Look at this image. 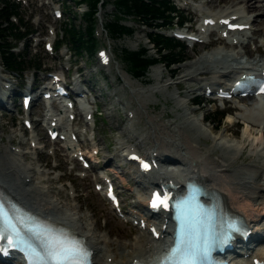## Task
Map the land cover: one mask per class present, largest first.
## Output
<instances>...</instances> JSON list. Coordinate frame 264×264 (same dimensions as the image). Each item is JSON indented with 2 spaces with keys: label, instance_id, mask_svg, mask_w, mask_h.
Wrapping results in <instances>:
<instances>
[{
  "label": "bare ground",
  "instance_id": "bare-ground-1",
  "mask_svg": "<svg viewBox=\"0 0 264 264\" xmlns=\"http://www.w3.org/2000/svg\"><path fill=\"white\" fill-rule=\"evenodd\" d=\"M214 1L225 2L229 4V7L222 12H209L204 19H213L221 27L223 26L221 23L222 18L237 15L238 18H245V23L252 27L254 25L261 26L260 33L264 34V0ZM185 4L189 5L190 2L186 1ZM195 11L198 13L201 9L195 7ZM224 44L227 45L226 42ZM259 51L263 52L261 49ZM206 53L200 54L198 59L192 60L183 67H174L169 70L170 77L179 74L176 81V87L180 90L179 95L171 94L172 97H170L175 101L176 112L162 111L158 114H152L147 110L153 105L157 108V103L153 99L150 100L149 96H145V91L153 90L156 96L158 94L166 95L165 87L161 84L165 78L162 71H154V77L159 82L151 84L148 88L138 87V85H134V80L131 79L130 75L124 76V87L110 93L109 103L106 104V113L111 119L119 115L117 104L123 106V112L127 117L125 120L126 125L122 130L123 137L119 136L116 139L115 151L106 155L105 152L103 153L107 158L104 163H101L100 169L94 167L92 171L96 174H99L100 171L111 173L115 178L119 176V168L122 169V173H130L135 183L140 186L141 192L137 195L135 208L126 211L128 216H132L133 219H145L148 226L157 225L158 222L154 219L156 217H160L159 225L161 227L163 223L168 222V216L163 213L149 217L145 211L148 210L147 193L151 187L150 183L154 186H157V184L159 186L161 184L168 185L167 190L175 193L183 188L187 179L198 180L200 183L219 192L227 207L231 211L242 215L250 227L255 226L251 241L258 239L260 241L259 245H263V247L255 249V247H252L251 242H244L243 244L249 252V258L243 256L238 258L236 262L248 259L252 261L254 257L264 259V234L261 233L262 229L264 230V223H260L264 222V159L261 160L264 158V109L256 105L255 100L257 98L252 94L240 98L245 105V108L241 106L237 108L242 113L240 119L234 120L233 115L228 117L230 122L244 124L243 135L239 139L229 137L227 134L229 129L216 132L217 125L210 128L202 126L201 122L203 119L205 121L208 115H203L201 119L193 115L198 107H189L193 100V97L190 96L191 93L206 91L215 87H228L232 74L240 73L239 67L234 63L237 62L242 51L238 50L237 53L222 52L219 55H206ZM238 62L240 63V61ZM108 64L106 65L111 68V64ZM252 64L257 66L264 64V62H252ZM209 74L212 77H208ZM75 81L78 85V79ZM140 82L144 83L143 80ZM0 85L4 87L12 86L11 93L16 91L14 83L9 79H5L1 72ZM128 86L132 87V92L127 90ZM4 97L0 89V108L6 106ZM166 100L169 102V96L166 97ZM92 114L94 125H97L96 114L94 111ZM5 115V113H2L0 118ZM82 116L81 109L77 108L76 120ZM53 120L54 118H49V123ZM56 121L58 120L56 119ZM89 122L85 124L87 125ZM42 125L44 126L43 123ZM94 125L93 129L95 128ZM38 126L36 124L35 128ZM56 129L61 134H67L64 131V129L67 131L66 127L61 126ZM1 131L3 129H0V187L7 190L17 200L32 208L35 212L66 224L73 231L86 237L95 251L94 264H133L135 260L147 262L161 249L165 239L157 240L153 238L150 232L147 233L141 228L139 235L131 238L130 243H118V246L122 248L121 251L119 247L114 245L113 240L107 239V235L96 232L87 222L78 221L71 217L67 211H63L64 204L59 201V197H56V199L51 198L50 193H53L54 188L46 184L39 168L34 166L33 163H25L21 159L31 151L23 152L13 147L5 150L1 149L3 140ZM39 134V131L37 135L32 134L30 140L37 142L42 138L39 137ZM68 134L69 136L77 134L84 142L79 128H73L68 131ZM37 143L39 144V142ZM92 143L91 149H97L99 141H97L96 132ZM71 144L72 147L76 145L73 144V141L69 146ZM171 147H174L177 151L176 154L179 156L170 152ZM247 147H250L251 155L255 156V160L250 162L241 161ZM132 152H141L148 157H152L150 156L151 153H156L158 154L154 156L156 159L178 162L181 170L178 173H171L165 169H158L142 174L136 167L125 172L122 162L127 163V156ZM116 156L121 158L122 161L118 162L115 159ZM98 158L99 155H94V158L91 157L93 162H99ZM113 162H116V164L113 165ZM131 171L133 172L131 173ZM133 173L135 175H132ZM49 181L52 182L53 179H49ZM161 181L164 182L160 183ZM97 226L100 227L99 224ZM107 230L110 233L118 232L117 226L113 224V218H110ZM163 233L165 236L169 234L168 230ZM128 247L131 250L127 251ZM110 257L112 259L109 260Z\"/></svg>",
  "mask_w": 264,
  "mask_h": 264
},
{
  "label": "rangeland",
  "instance_id": "rangeland-1",
  "mask_svg": "<svg viewBox=\"0 0 264 264\" xmlns=\"http://www.w3.org/2000/svg\"><path fill=\"white\" fill-rule=\"evenodd\" d=\"M64 4L62 6L63 16L58 19L54 16L53 8L57 7L56 4H50L48 1L43 3L41 0H22L20 1V17L23 19L24 23L30 25V27L36 32L32 38H27L25 41V45L20 44L16 49L17 54L22 55L25 59H34L36 58L41 65L40 69L30 68V70L20 73L18 71L5 72L3 62L0 54V71L1 75L5 77H11L14 81V87L16 91H12L16 98V105H10V109L0 108V113H5L6 115L0 118V129H3L1 133L3 134V140L1 142V149L5 150L10 148V146H14L13 148L20 149L23 152L31 151L23 156L21 159L25 163H33L34 166L39 168L42 173L43 179L46 181V184L53 186V193H50L52 199H56V197L61 201L64 206L62 208L63 211H67L71 217H74L78 221L87 222L91 228L96 230L98 233H102L107 235V239L113 240L114 245L119 247L122 251L121 246H118V243H130V239L139 235L140 230L138 227L134 226L132 223L125 222L124 220H120L111 207L106 202L104 196H101L94 189V182L97 178V174L93 172L91 169H84L81 164L76 159H71L67 156V152L65 148H62L59 143H54L49 140L47 131L42 127V121L44 118V113L46 112L42 104L34 105L31 109V119H35L36 124L39 125L35 128V133L37 135L39 131V137L41 139L37 140L40 142L41 149H34L36 141L30 140L31 138V130H28L26 125L24 124V119L27 117V113L22 110L19 106L21 104L22 91L21 85L26 83V78H30L34 73L38 78L40 83H44V78H48V73H62L63 71L68 78V81H74V79H83L85 81V85H89L92 89V95L90 99L96 98L97 103H91L90 106H98L99 113L96 114L98 122L96 129V137L97 141H99L98 146L100 148V154L98 159L99 165L96 166L97 169H100L101 163H104L107 158L105 155L115 151L116 147V139L122 136V130L126 125L125 120L127 119L126 114L123 112V106L121 104H117V108L119 109V115L116 118H109L106 113V104L109 103V94L117 91L124 87V76H131V79L134 80V85H138V87L148 88L151 84L155 82H159L154 77V71L160 70L162 71V75H165V78L161 82V84L165 87V96H169V102H167L166 97L164 95L158 94V96L154 95L153 90L145 91L144 95L149 96L150 100L157 103V108L153 105L149 107L147 110L150 113L158 114L162 111L167 112H176L175 101L170 99L171 94L179 95V89L176 87V81L179 74H175L174 78L169 76V69L174 67H183L184 65L190 63L192 60L198 59L200 54L205 52L208 53L211 49L217 50L220 45L225 46L223 43H217L213 46H205L203 44H196L194 47L185 45V48L182 49L186 60L174 65L171 68H166L164 62H160L150 68L146 76L136 78L129 71L130 65L125 60V49L127 50H137L142 46L148 48L150 55L155 56L157 53L156 49L153 48V44L149 42V34L150 28L146 27L142 23H139L136 19L123 15L122 22L124 24H128L133 26L135 31L131 35H124L122 37H114V40L111 37V33L107 32L103 29L102 23H100L97 27L98 40H99V49L106 47L108 52L112 55V60L109 61L111 64V68L108 65L107 67H101L98 65V57L97 54L94 56L89 55V53L84 49L83 54H76L71 44L62 45L60 50H57L55 47V52L49 53L44 49V43L47 40L53 41L57 43V41L61 38V33L64 30V25L67 22H73L79 27H84L86 25L85 16L83 12L87 10L88 2L83 1L82 5H78L75 2L79 0H63ZM112 2L114 0H108ZM180 7L181 12L178 14L181 17L184 16L188 18L191 22L187 24L193 23L196 27L198 22L202 21L200 14L203 12H222L227 10L229 4L225 2H218L214 0H195L194 7H199L201 9L200 12L196 13L195 9L192 7L190 9H182L184 5V1L190 2V0H171ZM192 1V0H191ZM115 10L113 7L109 5L107 8H104L100 13V20H103V23L106 25L107 21L112 18L115 14ZM200 13V14H199ZM16 23H20V20H16ZM197 23V24H196ZM194 27V28H195ZM257 29L251 32L253 37V42L247 43L244 47H234L227 48L229 52L237 53L238 50L244 53V57L241 58L242 61L248 62H264V34H261V26L254 25ZM257 31V32H256ZM167 34H171V30L166 31ZM262 38V39H261ZM37 39H43L39 45H36ZM217 39V37H215ZM14 43V42H12ZM259 44V45H258ZM261 49L260 52L259 50ZM67 53V51H69ZM246 51H248L246 53ZM66 53V56L65 54ZM64 54V58L62 55ZM72 63H70V61ZM28 63V62H27ZM29 64V63H28ZM72 67L70 71L68 68ZM76 69L81 71V74L78 75ZM208 77H212L211 74L207 75ZM206 77V76H205ZM144 83H141L142 81ZM42 81V82H41ZM173 83L172 85H168L169 83ZM72 83V82H71ZM6 84V82H5ZM10 84V83H8ZM168 85V86H167ZM0 89L4 86L0 85ZM23 89H27L26 85ZM127 90L132 92V87L128 86ZM2 91V90H1ZM84 91V89H83ZM204 91V90H202ZM202 91H195L191 93L190 96H196L200 94ZM202 102L200 104L190 103L189 107H199L193 115L201 119L203 115L208 116H217L220 117L221 113L231 109V106L240 105L243 103L240 99L234 101L230 105L226 102H217L212 103L206 101L204 97L201 98ZM13 100V97H12ZM111 105V104H109ZM262 105V104H260ZM112 106V105H111ZM245 105L243 103V106ZM263 107V106H262ZM234 109H231V111ZM234 120L240 119L242 113L237 110V112H233ZM46 115V113H45ZM167 116V115H166ZM85 116L78 117L77 122H75L72 126L79 128V132L82 134L84 130V126H86L84 122ZM169 119L168 117H166ZM217 118L211 119L209 121H202L201 125L204 127L210 128L213 125H217ZM166 119V120H167ZM85 124V125H84ZM84 125V126H83ZM244 124H235L228 120V116L224 118L221 125L217 127L215 130L224 131L225 129H229L227 134L229 137H233L235 139L241 138L244 131ZM44 136V138H43ZM91 134H89V137ZM83 138H86L82 135ZM20 141L22 142L20 144ZM87 145L90 142H85ZM35 144V145H34ZM45 146V147H44ZM109 148V149H108ZM247 147L244 150V156L241 161L250 162L251 160H255V156L251 155V149ZM108 149V150H107ZM141 150L140 148L138 149ZM246 151V152H245ZM105 152V155L103 154ZM105 156V158H104ZM118 162H121V158L116 156ZM262 158L261 160H263ZM115 165L116 162H113ZM123 163V169L126 171L135 169L136 167L131 163ZM112 164V163H111ZM97 165V163H95ZM132 168V169H131ZM108 171V170H107ZM119 176H116V182L119 187V191L123 194L124 203L129 209L135 208V201L137 199V195L140 194L141 188L138 184L135 183L133 177L130 176V173H122V169H118ZM133 171H131L132 173ZM87 173V176H82L81 174ZM132 175H135L133 173ZM49 179H53L52 182ZM134 184H133V180ZM136 184V185H135ZM59 193V194H58ZM136 198H134V197ZM134 202V203H133ZM133 204V205H132ZM132 205V207H131ZM129 209H126L127 211ZM126 211V212H127ZM146 211V210H145ZM128 215V213H127ZM110 218H113V224L117 226L118 232L110 233L107 230L108 222ZM264 223V222H260ZM99 224V228L98 225ZM262 226V225H261ZM107 232V233H106ZM261 233L264 234V230L262 229ZM117 241V242H116ZM263 247V246H262ZM261 246L255 247L256 249L262 248ZM131 250V248H127V251ZM112 257L109 258V260Z\"/></svg>",
  "mask_w": 264,
  "mask_h": 264
},
{
  "label": "trees",
  "instance_id": "trees-1",
  "mask_svg": "<svg viewBox=\"0 0 264 264\" xmlns=\"http://www.w3.org/2000/svg\"><path fill=\"white\" fill-rule=\"evenodd\" d=\"M81 1L88 2V10L84 14L86 25L79 27L73 22L65 23L64 40L71 44L76 54L82 55L85 49L89 55L94 56L97 47L94 27L102 0ZM78 3L80 2L78 1ZM105 4L106 1L103 2V5ZM114 5L115 15L108 21V27L115 37L131 35L135 31L133 26L122 22L123 15H128L154 30L173 25L179 12L170 0H114ZM12 16L19 17L22 25L16 24L12 20ZM22 21L18 2L15 0H0V54L3 64L8 70L20 71L32 64H37L40 67L36 58L29 60L30 64L26 65V59L21 55H17L14 51V44L11 43V40L18 41L32 31L30 26L25 25ZM181 21H183V18H181ZM150 40L157 47L158 54L155 56L150 55L148 48L145 46L133 51L127 49L124 51L125 60L129 63L135 77L146 76L150 67L160 61L171 66L185 60L182 51L185 46L179 40L159 32L150 34ZM63 41H59V44ZM208 118L211 120L217 118V116H208ZM217 121L221 123L222 116L218 117Z\"/></svg>",
  "mask_w": 264,
  "mask_h": 264
},
{
  "label": "snow or ice",
  "instance_id": "snow-or-ice-1",
  "mask_svg": "<svg viewBox=\"0 0 264 264\" xmlns=\"http://www.w3.org/2000/svg\"><path fill=\"white\" fill-rule=\"evenodd\" d=\"M259 90L264 93V83L260 84ZM144 167L147 169L149 166L145 164ZM151 207L156 210L175 208L179 233L172 255L176 264H199L215 240L206 231L201 230L202 222L197 214L190 211L189 200H174L161 193H154ZM19 223L23 226V231L7 220L0 208V225H3V228H0V241L6 239L9 246L26 245L34 256L31 264H87L89 252L81 241L45 225L30 226L22 220ZM232 227L235 228L234 225ZM25 233L39 242V251L32 248Z\"/></svg>",
  "mask_w": 264,
  "mask_h": 264
}]
</instances>
